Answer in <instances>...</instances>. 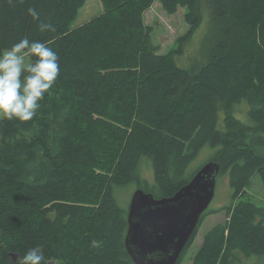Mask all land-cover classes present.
I'll return each instance as SVG.
<instances>
[{"label": "trees", "instance_id": "1", "mask_svg": "<svg viewBox=\"0 0 264 264\" xmlns=\"http://www.w3.org/2000/svg\"><path fill=\"white\" fill-rule=\"evenodd\" d=\"M100 1V14L71 28L85 0H0V52L26 37L48 44L60 65L32 120H0V264H19L34 247L43 264H134L114 189L148 156L156 182L144 190L170 196L197 171L188 166L205 145L218 174L229 171L235 202L189 264L264 255V206L246 190L256 173L264 184V0H208L204 60L191 68L176 64L180 46L151 45L143 16L155 0ZM158 1L169 14L188 7L189 40L203 18L196 0ZM21 132L31 138L9 141Z\"/></svg>", "mask_w": 264, "mask_h": 264}, {"label": "rangeland", "instance_id": "2", "mask_svg": "<svg viewBox=\"0 0 264 264\" xmlns=\"http://www.w3.org/2000/svg\"><path fill=\"white\" fill-rule=\"evenodd\" d=\"M207 2L208 0H196V8L202 15V21L196 31L186 42L181 37L188 31L189 24L185 17L188 12L186 5H179L175 13H167L161 7L158 0L148 8L143 16V24L150 28L151 45L156 51L160 53L170 52L176 50L178 46L181 47V52L174 55L175 62L182 68H191L194 63H201L204 58L201 54V46L205 35L207 34ZM102 11V4L100 0H85L80 8L76 18L71 23V28H75L97 16ZM239 118L240 115L235 113ZM244 122L252 123L247 114L242 118ZM1 120V119H0ZM220 127L224 125L220 123ZM31 135L28 133H19L14 135L12 139H29ZM3 137L0 134V144L3 142ZM13 140V141H14ZM215 151L214 147L205 145L198 154L190 162L188 168L189 172L197 169L209 159ZM216 157V156H215ZM133 180L123 187L114 189V199L122 209H127L132 193L138 188L145 189L146 186L155 184L154 167L152 160L148 156H142L135 168ZM143 181V183H142ZM139 183V184H138ZM251 200L259 205L264 206V184L259 174H254L250 179L249 185L246 188ZM234 187L230 180L229 171H220L216 176L214 196L206 208V215L199 225L197 234L193 243L188 248L185 256L180 264H189L192 256L197 251L202 242L203 236L216 223L223 222L226 219L225 210L234 201L233 198ZM246 196L241 197L245 199ZM231 264H264V255H249L244 256L240 252H234V257L231 259Z\"/></svg>", "mask_w": 264, "mask_h": 264}, {"label": "water", "instance_id": "3", "mask_svg": "<svg viewBox=\"0 0 264 264\" xmlns=\"http://www.w3.org/2000/svg\"><path fill=\"white\" fill-rule=\"evenodd\" d=\"M219 168L207 161L170 196L156 198L142 188L132 193L124 244L134 264H177L214 196Z\"/></svg>", "mask_w": 264, "mask_h": 264}, {"label": "clouds", "instance_id": "4", "mask_svg": "<svg viewBox=\"0 0 264 264\" xmlns=\"http://www.w3.org/2000/svg\"><path fill=\"white\" fill-rule=\"evenodd\" d=\"M28 15L39 21L35 8ZM41 31H54L50 23H40ZM50 43V42H49ZM59 57L48 44L22 38L0 52V119L29 121L40 108V101L60 74ZM45 256L38 247L28 249L19 264H43Z\"/></svg>", "mask_w": 264, "mask_h": 264}]
</instances>
